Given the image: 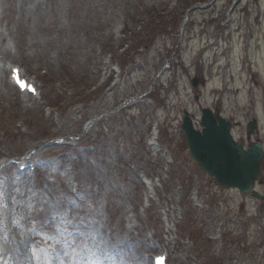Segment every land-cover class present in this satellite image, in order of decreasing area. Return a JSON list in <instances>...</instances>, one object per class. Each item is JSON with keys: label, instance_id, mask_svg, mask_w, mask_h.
<instances>
[{"label": "rangeland", "instance_id": "1", "mask_svg": "<svg viewBox=\"0 0 264 264\" xmlns=\"http://www.w3.org/2000/svg\"><path fill=\"white\" fill-rule=\"evenodd\" d=\"M237 1L206 0L184 24L191 0H0V158L8 157L0 222L12 193L19 236L28 227L37 249L68 248L84 255L80 264H150L165 249L171 264H264V201L218 184L182 131L184 109L201 129L202 108L218 107L237 140L264 144V0ZM128 16L138 26L123 58ZM106 54L122 65L119 82ZM7 62L41 78L46 71L45 98L64 99L63 111L46 118L45 100L20 98L2 70ZM194 76L206 84L193 88ZM155 121L161 151L146 143ZM27 155L39 167L34 178L16 170ZM144 178L154 187L148 202ZM257 190L264 194V181ZM24 242L6 264H28Z\"/></svg>", "mask_w": 264, "mask_h": 264}, {"label": "water", "instance_id": "2", "mask_svg": "<svg viewBox=\"0 0 264 264\" xmlns=\"http://www.w3.org/2000/svg\"><path fill=\"white\" fill-rule=\"evenodd\" d=\"M197 83L196 79L194 85ZM202 125L203 132L195 130L189 116H186L183 125L189 146L199 163L221 184L238 187L242 192H252L254 196L264 198L254 190L264 159L262 143L257 142L245 150L241 142H235L230 133L231 122L221 117L218 109L216 115L210 109H204ZM256 127L257 122H251L249 132Z\"/></svg>", "mask_w": 264, "mask_h": 264}, {"label": "snow or ice", "instance_id": "3", "mask_svg": "<svg viewBox=\"0 0 264 264\" xmlns=\"http://www.w3.org/2000/svg\"><path fill=\"white\" fill-rule=\"evenodd\" d=\"M17 80L19 81V77L17 74ZM32 91H35V89H31ZM29 207L31 208V204H29ZM57 219H63L66 223L72 224L74 221H68L65 218H61L59 216L56 217ZM45 227L47 225H44ZM79 230V229H77ZM35 231V229H33ZM40 235H45L44 233H40ZM54 239V237H49V240ZM75 243V241H73ZM33 252V259L35 261V264H54V260H59V264H80V260L85 259L84 255L81 253L79 259H76V257L70 256L68 248H62L57 249L55 247H43L40 249H37L36 245H32L31 248ZM79 250L76 248L72 249V253H78ZM68 257L69 260L66 262L65 258ZM29 264H32L30 261ZM157 264H163V258H157Z\"/></svg>", "mask_w": 264, "mask_h": 264}]
</instances>
